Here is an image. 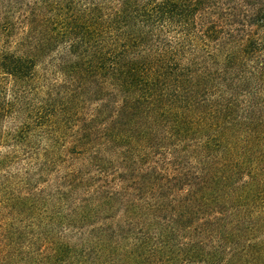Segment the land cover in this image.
Wrapping results in <instances>:
<instances>
[{
	"label": "trees",
	"instance_id": "1",
	"mask_svg": "<svg viewBox=\"0 0 264 264\" xmlns=\"http://www.w3.org/2000/svg\"><path fill=\"white\" fill-rule=\"evenodd\" d=\"M0 264H264V0H0Z\"/></svg>",
	"mask_w": 264,
	"mask_h": 264
}]
</instances>
